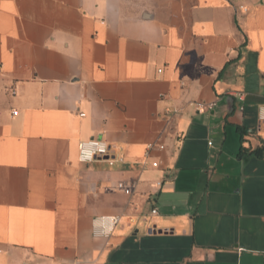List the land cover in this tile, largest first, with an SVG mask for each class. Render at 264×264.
Returning <instances> with one entry per match:
<instances>
[{"label":"crops","instance_id":"crops-1","mask_svg":"<svg viewBox=\"0 0 264 264\" xmlns=\"http://www.w3.org/2000/svg\"><path fill=\"white\" fill-rule=\"evenodd\" d=\"M0 264H264V0H0Z\"/></svg>","mask_w":264,"mask_h":264},{"label":"built area","instance_id":"built-area-1","mask_svg":"<svg viewBox=\"0 0 264 264\" xmlns=\"http://www.w3.org/2000/svg\"><path fill=\"white\" fill-rule=\"evenodd\" d=\"M15 113V112H14ZM153 143L148 144V148H152ZM159 149H163V144H157ZM111 155V146L105 141L98 138H90L88 140L81 141L79 143L78 157L83 163H89L96 158L109 157ZM159 163L157 161L152 162V166L157 167ZM157 184H160L158 182ZM126 193L131 192V186L125 189ZM152 213L156 212V209L151 210ZM119 218L116 216H105L94 220L93 234L95 236H109L117 224Z\"/></svg>","mask_w":264,"mask_h":264},{"label":"water","instance_id":"water-1","mask_svg":"<svg viewBox=\"0 0 264 264\" xmlns=\"http://www.w3.org/2000/svg\"><path fill=\"white\" fill-rule=\"evenodd\" d=\"M105 158H108L107 156Z\"/></svg>","mask_w":264,"mask_h":264}]
</instances>
